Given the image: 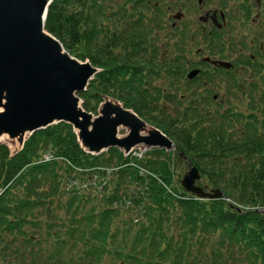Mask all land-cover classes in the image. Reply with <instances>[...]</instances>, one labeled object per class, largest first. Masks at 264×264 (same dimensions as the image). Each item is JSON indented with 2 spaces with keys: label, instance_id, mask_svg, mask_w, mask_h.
Segmentation results:
<instances>
[{
  "label": "trees",
  "instance_id": "16d2710c",
  "mask_svg": "<svg viewBox=\"0 0 264 264\" xmlns=\"http://www.w3.org/2000/svg\"><path fill=\"white\" fill-rule=\"evenodd\" d=\"M162 1L50 5L45 30L101 70L78 93L83 108L98 116L117 101L175 151L94 155L65 122L35 132L20 151L0 144V264H264V60L244 111L183 105L178 95L202 84L186 77L197 67L188 35L168 51ZM180 163L225 197L184 191ZM129 202L133 211L120 205Z\"/></svg>",
  "mask_w": 264,
  "mask_h": 264
},
{
  "label": "water",
  "instance_id": "95a60500",
  "mask_svg": "<svg viewBox=\"0 0 264 264\" xmlns=\"http://www.w3.org/2000/svg\"><path fill=\"white\" fill-rule=\"evenodd\" d=\"M53 1L0 0V141L4 135L30 137L65 122L73 126L82 147L95 155L110 148L129 153L140 145L175 149L174 142L157 128L143 135L148 123L114 100H107L98 116L83 108L78 93L86 91L101 70L74 58L45 30ZM213 64L232 67L222 61ZM199 72L191 71L188 79ZM120 128L129 129V134L121 137ZM201 180L199 169L191 165L181 186L199 200L225 197L221 190L208 191L198 185Z\"/></svg>",
  "mask_w": 264,
  "mask_h": 264
},
{
  "label": "flooded vegetation",
  "instance_id": "af4514ba",
  "mask_svg": "<svg viewBox=\"0 0 264 264\" xmlns=\"http://www.w3.org/2000/svg\"><path fill=\"white\" fill-rule=\"evenodd\" d=\"M164 24L169 53L176 51L183 34L188 35L187 57L197 58L191 71H200L194 79L202 87L191 96L197 98L182 94L181 103L227 108L236 105L234 97L247 99L254 66L264 60V0H165ZM213 61L230 62L232 67Z\"/></svg>",
  "mask_w": 264,
  "mask_h": 264
},
{
  "label": "rangeland",
  "instance_id": "374dc122",
  "mask_svg": "<svg viewBox=\"0 0 264 264\" xmlns=\"http://www.w3.org/2000/svg\"><path fill=\"white\" fill-rule=\"evenodd\" d=\"M161 7H162V9H165V0H163L162 2H161ZM150 17H152V16H150ZM164 40H165V38H164ZM200 46V45H199ZM75 58V57H74ZM189 58L191 59V60H193L194 61V59L195 60H197V58H193V56H192V54H189ZM77 59V58H76ZM86 62H89V60L88 61H86ZM222 93H223V90H219L218 91V94H220V95H222ZM188 95V94H185V93H180V95ZM174 96H177V93L175 92L174 94H173ZM180 95H178V96H180ZM189 96L190 95H188V96H186V99L187 98H189ZM191 97V96H190ZM192 99L193 98H195V97H191ZM197 98V97H196ZM195 98V99H196ZM195 99H193V100H195ZM107 100H109V99H107ZM234 100H235V102H236V105H234V106H232V107H227L226 109H230V110H238V111H244L245 110V106H246V104H247V100L245 99V100H243V98H240V96L239 97H234ZM81 102H83V101H81ZM105 103V102H104ZM103 103V104H104ZM118 103V102H117ZM102 104V105H103ZM119 104H121V103H119ZM122 105V104H121ZM183 105H185V106H188L187 104H183ZM210 106H207V108H209ZM216 108L217 106H211L210 108L212 109V108ZM220 108H221V106H220ZM148 126L151 128L150 130H152L153 129V127H151V125L150 124H148ZM120 136L121 137H125V136H127L128 134H129V129H127V128H120ZM148 131L147 130H145L142 134L143 135H146V134H148L147 133ZM4 137H5V140L4 141H2L1 143H4V144H7L9 147H10V149H11V151L12 152H16V151H19L21 148H22V142L24 141V140H26L27 138H28V136H25V137H21V138H16V139H12V138H10L8 135H4ZM137 151H139V148H137ZM136 151V152H137ZM175 151V149H172V150H170V151H168L169 153L170 152H174ZM189 169H186L185 170V165L183 164V163H180V164H178V172L180 173V174H182V173H184L185 171L187 172ZM182 179V178H181Z\"/></svg>",
  "mask_w": 264,
  "mask_h": 264
},
{
  "label": "built area",
  "instance_id": "2783aa9c",
  "mask_svg": "<svg viewBox=\"0 0 264 264\" xmlns=\"http://www.w3.org/2000/svg\"><path fill=\"white\" fill-rule=\"evenodd\" d=\"M136 151L133 152V155L138 157L139 159H141V158H143L144 153L147 151V148L146 147H140L139 151H137V152ZM46 159L48 160L49 158L46 157ZM141 173L144 174V173H146V171L142 170Z\"/></svg>",
  "mask_w": 264,
  "mask_h": 264
},
{
  "label": "bare ground",
  "instance_id": "6f19581e",
  "mask_svg": "<svg viewBox=\"0 0 264 264\" xmlns=\"http://www.w3.org/2000/svg\"><path fill=\"white\" fill-rule=\"evenodd\" d=\"M2 111V109H0V112ZM122 129V128H121ZM150 127L148 126V125H146V130L147 131H150ZM5 140V137L4 136H2V138H1V141L0 142H2V141H4Z\"/></svg>",
  "mask_w": 264,
  "mask_h": 264
}]
</instances>
